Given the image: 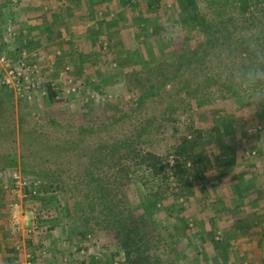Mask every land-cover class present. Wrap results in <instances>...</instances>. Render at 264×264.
<instances>
[{"label":"rangeland","instance_id":"rangeland-1","mask_svg":"<svg viewBox=\"0 0 264 264\" xmlns=\"http://www.w3.org/2000/svg\"><path fill=\"white\" fill-rule=\"evenodd\" d=\"M194 1L207 25L186 19L194 12L187 0H0V55L23 72L26 88L0 84V191L20 204L18 224L30 214V253L39 251L34 237H57L64 256L48 241L39 263L247 258L249 212L264 203V104L251 105L233 74L253 63L252 48L264 53V0ZM220 116L232 122L222 131L237 164L217 169L195 200L179 196L170 147L193 139L194 125L212 139L207 154L219 153L210 128ZM150 153L170 166H149ZM14 172L30 188L15 189ZM51 187L45 200L27 193Z\"/></svg>","mask_w":264,"mask_h":264},{"label":"trees","instance_id":"trees-1","mask_svg":"<svg viewBox=\"0 0 264 264\" xmlns=\"http://www.w3.org/2000/svg\"><path fill=\"white\" fill-rule=\"evenodd\" d=\"M147 1L149 2L151 6L154 5V2L157 4L161 2V0H147ZM187 5L192 6L194 12L192 15H189L188 18L186 19L190 20L191 18V20L193 22H196L197 24H200L201 22L202 23L201 26L207 25L206 20L204 18H200L197 15V11H196L197 7L195 4V1L187 0ZM241 8L242 9L248 8V4L246 1L244 2V5L241 6ZM139 24L140 23H138L137 25ZM27 33H30V32L27 31ZM25 37L26 36L23 34L22 38L24 39ZM49 89H50L51 97L54 98L55 94L51 91L52 89L50 87ZM223 125H225V127L231 128L232 122H229V120H227L225 116H220L213 122V126L212 128H210V130L212 131L214 135L213 137L217 145H219L221 153L220 152L215 153V154L212 153L210 155L207 154V143L210 142L212 139L209 140L208 142L204 141L203 140L204 131L202 129L194 127V125L189 128V130H192L193 139H189L188 136H184L182 137L181 140H177V143H175L174 145L170 147V150L168 151V158L173 157L174 165L172 166V171H173L174 177L178 181L177 184L179 188L183 192V193H180L179 196L189 195L187 196L188 198L193 197V200H195L196 193L203 194L204 192L205 194L206 186L210 185L212 181L214 182L218 180L216 178L218 177L216 176L217 174L224 171V169L231 168L232 166L237 164V156H236L237 149L236 147H234L233 145L227 142L225 138V134L222 131ZM70 143L73 144L74 147L78 146L77 142L73 143V141H71ZM64 147L70 148L69 145H65ZM101 147L102 145L99 144L97 149ZM148 156H149L148 159L145 158L144 161L147 162V160H151V165L149 166L153 167L154 169H157V171H159L160 173H163L170 166V163L166 164L167 161L165 162V165H163L162 159L159 158L157 155L150 153ZM189 163L192 164V167L188 166ZM85 166L87 168H90L89 164ZM214 172L216 173V175ZM9 178L11 179V175ZM1 181H4V182L7 181L6 177L3 176L1 178ZM52 189L53 187H51L50 190L49 189L45 190V194L39 191L36 195H32L30 190H28L27 193L32 195L30 197L31 199L42 200L44 198L43 200H45L46 196H49V193L52 192ZM157 195L159 196V194L152 193V196H157ZM148 196H149L148 197L149 199H153L152 196L150 195ZM186 196H183V197L186 198ZM199 200L202 201L204 199L202 198ZM182 208L184 210L185 206L180 205V209H178L177 211H181ZM134 230L136 233H139L137 232L136 229ZM45 236H48V234H45ZM131 244L132 243L127 242L123 246L125 249L126 256H127V260H126L127 262H131V258H132L131 257L132 256ZM121 264H127V263H121Z\"/></svg>","mask_w":264,"mask_h":264},{"label":"crops","instance_id":"crops-1","mask_svg":"<svg viewBox=\"0 0 264 264\" xmlns=\"http://www.w3.org/2000/svg\"><path fill=\"white\" fill-rule=\"evenodd\" d=\"M5 194H2V191H0V264H25L26 262V255L27 253H30L27 248V241L29 238H31V235L26 233L24 229V225L29 226V232L34 231L33 224H29L28 221H25V219L22 221L23 226H18V236H12L13 234V228L15 231V225L11 220V213H12V202L13 200L10 199V193L11 191H5ZM7 213V215H6ZM249 213H252L250 216H252L253 219H250V230L249 236L250 240H247L249 243L246 247V252L243 251L242 255H246L247 258L244 260L246 261L244 264H264V229L263 231L261 228H264V203H258L254 202V205L252 206V209ZM28 220V219H27ZM38 225V223H36ZM12 232V233H11ZM23 232V233H22ZM52 241L53 245L56 246L53 251H55L56 256H64V254H61L58 252V250L61 248L60 244H58L57 237H53V235L45 236L40 235V237L36 236L34 237L33 244H38L37 254H40V252H43V256H47V251L49 250L46 245H44V248L42 247V243ZM252 246V250L248 248ZM37 250V247H36ZM57 250V251H56ZM39 252V253H38ZM60 254H58V253ZM57 253V254H56ZM66 254V252H64ZM37 260L38 264H70V263H63V262H57V260H48V257L44 259V262L39 263L37 259V254L32 253ZM66 261V259H64ZM244 260H241L240 263L242 264Z\"/></svg>","mask_w":264,"mask_h":264},{"label":"clouds","instance_id":"clouds-1","mask_svg":"<svg viewBox=\"0 0 264 264\" xmlns=\"http://www.w3.org/2000/svg\"><path fill=\"white\" fill-rule=\"evenodd\" d=\"M252 51L253 63L247 69L237 70L233 75L241 89L249 93V103L258 106L264 104V53H261L258 48H252ZM18 209V205L12 206L13 219H20L16 215ZM29 215L25 214L22 219H28Z\"/></svg>","mask_w":264,"mask_h":264},{"label":"built area","instance_id":"built-area-1","mask_svg":"<svg viewBox=\"0 0 264 264\" xmlns=\"http://www.w3.org/2000/svg\"><path fill=\"white\" fill-rule=\"evenodd\" d=\"M19 0H12L14 4H17ZM20 69H23L25 66L24 63H20ZM23 72L20 70L16 69L12 63L9 61V59L6 57V55H0V84L7 87L11 88L14 87L19 93L25 92L26 88H22L23 84H20V81L23 78ZM28 90V88H27ZM12 181H13V186L14 188L18 189H24V188H30L29 183L25 180L22 179V177L17 173L14 172L11 175ZM31 191V190H30ZM32 195H36L37 191H31ZM13 205H18L19 209L17 210V217H21L22 212H21V206L17 201H13L11 206ZM11 220L14 224H18L20 219H13V212L11 213ZM26 262L25 264H38L36 257L31 254L27 253L26 257Z\"/></svg>","mask_w":264,"mask_h":264}]
</instances>
